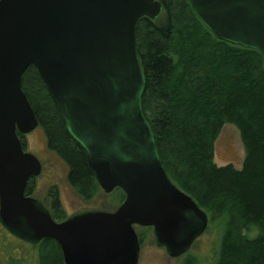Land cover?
I'll return each instance as SVG.
<instances>
[{
    "label": "water",
    "instance_id": "water-1",
    "mask_svg": "<svg viewBox=\"0 0 264 264\" xmlns=\"http://www.w3.org/2000/svg\"><path fill=\"white\" fill-rule=\"evenodd\" d=\"M187 2L216 38L257 50L264 64V0ZM162 9L159 0H0V221L28 241L54 239L64 264H137L134 225L152 227L172 257L208 228L206 212L167 176L141 107L135 25ZM29 65L100 188L124 192L115 210L55 221L25 195L29 178L41 172L19 138L39 125L21 87Z\"/></svg>",
    "mask_w": 264,
    "mask_h": 264
},
{
    "label": "trees",
    "instance_id": "trees-1",
    "mask_svg": "<svg viewBox=\"0 0 264 264\" xmlns=\"http://www.w3.org/2000/svg\"><path fill=\"white\" fill-rule=\"evenodd\" d=\"M159 1L161 15L140 17L135 40L145 78L141 107L161 164L220 231L216 264H264L263 59L255 49L216 38L187 0ZM21 87L47 146L68 165L69 183L90 199L100 186L33 65L24 71ZM226 123L239 131L245 151L241 168L213 162L214 141ZM117 189L121 203L125 194ZM24 193H30L29 182ZM58 205L55 191L52 206ZM36 244L42 256L51 249L39 264H64L54 239Z\"/></svg>",
    "mask_w": 264,
    "mask_h": 264
},
{
    "label": "rangeland",
    "instance_id": "rangeland-1",
    "mask_svg": "<svg viewBox=\"0 0 264 264\" xmlns=\"http://www.w3.org/2000/svg\"><path fill=\"white\" fill-rule=\"evenodd\" d=\"M177 18L180 20L182 17ZM21 139L23 149L34 154L42 164L41 172L28 181V194L47 210L50 208L55 221L86 210L112 211L120 204L121 192L117 188L110 193L99 188L90 199L82 198L68 181L66 162L47 146L42 126L38 125ZM244 154L237 127L231 123L224 124L214 141L213 162L217 166L232 164L241 168ZM55 191L59 205L53 207ZM62 214L65 217L61 218ZM135 231L139 240L137 264H216L220 231L215 228V222L209 220L205 232L189 250L177 257L170 256L166 248L157 243L153 228L135 226ZM39 247V244L10 232L0 221V264H39V260L45 259L51 250L45 248L42 256Z\"/></svg>",
    "mask_w": 264,
    "mask_h": 264
},
{
    "label": "flooded vegetation",
    "instance_id": "flooded-vegetation-1",
    "mask_svg": "<svg viewBox=\"0 0 264 264\" xmlns=\"http://www.w3.org/2000/svg\"><path fill=\"white\" fill-rule=\"evenodd\" d=\"M28 133H29V132H28ZM25 134H26V133H25ZM25 134H22V135L20 136V139H21V137H22L23 135H25ZM21 140H22V139H21ZM40 163H41V162H40ZM41 168H42V164H41ZM117 207H118V206H117ZM117 207H116V208H117ZM116 208H115V209H116ZM48 211H49V212L51 211L50 208H49ZM86 211H88V210H86ZM112 211H113V210H112ZM83 212H84V211H83ZM80 213H81V212H80ZM50 214H51V213H50ZM76 214H77V213H76ZM73 215H74V214H73ZM51 216H52V215H51ZM68 217H69V216H68ZM66 218H67V217H66ZM135 226H139V225H134V226H133L134 229H135ZM142 227H149V226H142ZM151 228H152V227H151Z\"/></svg>",
    "mask_w": 264,
    "mask_h": 264
}]
</instances>
